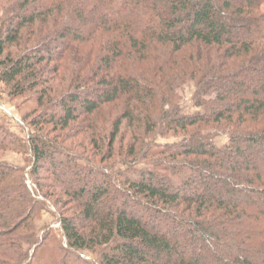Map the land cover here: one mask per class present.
I'll list each match as a JSON object with an SVG mask.
<instances>
[{"label": "trees", "instance_id": "16d2710c", "mask_svg": "<svg viewBox=\"0 0 264 264\" xmlns=\"http://www.w3.org/2000/svg\"><path fill=\"white\" fill-rule=\"evenodd\" d=\"M0 84V264H264V0H0Z\"/></svg>", "mask_w": 264, "mask_h": 264}, {"label": "rangeland", "instance_id": "374dc122", "mask_svg": "<svg viewBox=\"0 0 264 264\" xmlns=\"http://www.w3.org/2000/svg\"><path fill=\"white\" fill-rule=\"evenodd\" d=\"M7 91L8 89L3 84H0V98L3 102V103L2 102L0 103V118H1L0 121H2L1 124H5L8 126L10 125L12 132H21V130L17 127V124L23 127L21 118L25 114V111H27V108H30V105H32V102L30 103V100H28L27 98H24L22 100H19L17 103L16 102L14 103L8 98ZM180 93H181V106H182L183 111L186 114L197 113L199 109L196 108L193 103V93H194L193 85L188 86ZM18 105L20 107H18ZM5 115L12 117L15 121L13 122L6 121L5 123V121L2 119V117ZM26 133L23 134L21 132L22 137L25 136ZM180 140H182V137L172 138L169 140H159L158 142L164 144V143H174ZM227 143H228V138L226 136H220L216 139V144L220 147L226 145ZM4 159L13 164L20 165L22 167L28 166L22 155L9 154ZM26 170L28 171V168H26ZM43 173H46V172L44 171ZM29 185H30V182H29ZM65 206L66 207L65 208L63 207V209L72 208V205L70 204V202H66ZM68 211H69L68 212L69 215L72 214V210H68ZM44 224H49L51 228L59 227V223L56 221L55 218H53L50 215H45L43 217V222L40 223V226L43 227ZM85 256L89 260L95 259L90 253H85Z\"/></svg>", "mask_w": 264, "mask_h": 264}]
</instances>
